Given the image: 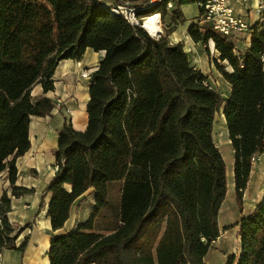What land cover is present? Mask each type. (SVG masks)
<instances>
[{"label": "trees", "instance_id": "1", "mask_svg": "<svg viewBox=\"0 0 264 264\" xmlns=\"http://www.w3.org/2000/svg\"><path fill=\"white\" fill-rule=\"evenodd\" d=\"M169 2L175 4L171 24L178 26L185 23L181 7L198 0H165L143 15L166 17ZM189 37L215 45L214 65L231 87L227 99L191 66L182 44L152 39L113 15L104 1L0 0V176L7 173L13 198L34 194L16 186V164L31 149L32 118L55 108L45 97L34 102L32 90L53 92L61 62L79 63L88 50L105 52L90 76L87 130L68 126L59 133L56 173L45 191L54 234L49 264H207L229 190L213 136L221 110L234 154L235 198L243 210L253 163L264 154V14L242 52L210 28L192 26ZM90 191L88 220L60 233L75 203ZM9 213L5 194L0 254L24 255L30 238L18 241L28 228L14 227ZM236 228L240 254L227 264H264V198L253 215L228 230Z\"/></svg>", "mask_w": 264, "mask_h": 264}, {"label": "crops", "instance_id": "2", "mask_svg": "<svg viewBox=\"0 0 264 264\" xmlns=\"http://www.w3.org/2000/svg\"><path fill=\"white\" fill-rule=\"evenodd\" d=\"M103 1L108 5L113 3L111 0ZM194 7L196 6L189 5L181 7L180 10L185 23L183 25L172 26L166 38H168L172 44H182L188 55L191 66L197 71H200L208 79L209 84H211V82L221 84L225 91L223 97L227 99L230 95L231 87L223 80L220 72L214 65V61L219 58V54L215 50V45L212 42H210L208 46L195 44L189 37V31L192 26L196 25V20L199 16L197 8ZM254 7L255 2H252L242 10L243 15L250 21L253 20ZM235 45L240 52L248 49L250 47V37L243 36ZM100 54L101 52L95 53L92 50H88L83 60L79 63L73 61L61 62L53 77L55 87L53 92L44 94L41 86H37L32 90L31 97L34 102L45 97L51 100L55 105V108L49 116L45 118H32L29 134L31 149L24 157L20 158L16 164L18 170L16 186L33 191L34 194L18 199L13 198L10 184L7 180V173L0 176V200L5 194L11 200V213L8 215L10 223L14 227H27V230L31 232V236L39 237L45 235L48 238L45 243L46 255L54 234L51 231L50 220L47 218L51 195L45 193V191L56 173L54 153L58 149L60 140L59 133L64 127L68 126H71L76 132L83 133L87 130V106L90 100V84L89 86H85L81 82V77L84 76L88 82L90 81L89 78L94 73L92 71L98 69L101 63L98 58ZM70 62L74 63L73 68L69 67ZM223 67L226 72L232 73V69L227 63H224ZM220 112L221 124L225 126L227 131L223 110ZM217 147L219 148L218 145ZM263 156L264 154L258 158L260 159V157ZM252 176L254 177V192L248 193ZM249 185L244 194L243 210L240 211L237 207L240 212L237 220H231V214H227V212L224 213L223 204L219 215L220 238L212 244L205 259L207 264H214V261L219 259L222 264H226L229 257L239 256L240 239L238 237V229H228L238 224L242 218L253 215L257 207L263 201L264 184L261 176H254V165ZM87 197H90L93 207L94 192L90 191L75 203L71 212V218L60 233H69L82 223L80 214L75 213L74 215V211H80V208L83 207L81 203ZM247 204L249 207L246 206ZM230 233V237L225 239V236ZM232 239L234 242L236 239V246H234V242L232 243ZM22 257L23 255L18 252L3 251L0 254V262L1 264H26ZM46 263L49 264L48 258Z\"/></svg>", "mask_w": 264, "mask_h": 264}, {"label": "built area", "instance_id": "3", "mask_svg": "<svg viewBox=\"0 0 264 264\" xmlns=\"http://www.w3.org/2000/svg\"><path fill=\"white\" fill-rule=\"evenodd\" d=\"M164 1L121 0L109 7L113 15L122 17L131 27H140L149 37L158 40L166 37L164 32H168L165 17L162 14L146 16L143 13ZM252 2H255V7L253 20L250 21L243 15L242 10ZM195 6L199 12L196 20L198 28H210L235 43L243 36L250 37L252 27L262 20L264 14V0H198ZM174 8L175 4L169 2L166 11L169 14Z\"/></svg>", "mask_w": 264, "mask_h": 264}, {"label": "rangeland", "instance_id": "4", "mask_svg": "<svg viewBox=\"0 0 264 264\" xmlns=\"http://www.w3.org/2000/svg\"><path fill=\"white\" fill-rule=\"evenodd\" d=\"M196 8V7H194ZM164 22L166 26L172 27L173 24H171V16L168 14L164 18ZM168 34V32H167ZM81 79H85L84 76L81 77ZM215 81V80H214ZM90 83V81H89ZM211 87L219 92L221 95H225V91L223 89V86L221 84H218L217 82H211ZM214 139L217 145L219 146V151L223 156V159L225 161V164L227 166V174H228V194L227 199L224 203V213L227 212V214H231V220H237L238 216L240 215V212L238 211V206L235 198V191H234V181H233V170H234V154L231 147V144L229 143V137L228 133L226 131V128L223 124H221V112L218 114L217 123L215 126V133H214ZM254 165V176L259 175L261 176L262 182L264 184V156L257 158ZM254 186V177L252 176L251 182L248 188V193H252ZM83 207L80 208V211L75 212L80 214L81 222H86L92 212V205H91V199L90 197H87L83 200L81 203ZM247 207L248 204L246 205ZM247 209V208H246ZM248 210V209H247ZM223 223V218H222ZM17 229H22L24 227H16ZM99 228H103V225L100 224ZM67 231V230H66ZM102 234V233H101ZM231 233L225 236V239H228L230 237ZM29 236L30 240L28 242L27 249L22 257L23 260H25L26 264H47V255L45 251V243L47 241V237L45 235H41L39 237L37 236H31V232L29 230H26L21 238L18 241V246L21 244V242L24 240L25 237ZM234 240L232 239V243ZM236 242V239H235ZM233 243L234 246H236V243ZM236 254V253H235ZM228 261V260H227ZM228 262H226L227 264ZM214 264H222V262L219 260H215Z\"/></svg>", "mask_w": 264, "mask_h": 264}, {"label": "bare ground", "instance_id": "5", "mask_svg": "<svg viewBox=\"0 0 264 264\" xmlns=\"http://www.w3.org/2000/svg\"><path fill=\"white\" fill-rule=\"evenodd\" d=\"M164 34H165V36H167V33H166V32H164ZM98 58H99V61L102 62V61L104 60V58H105V52H101V54L98 56ZM69 67L73 68V67H74V63L70 62V63H69ZM96 71H97V69L94 70V71H92V72H96ZM81 82H82L85 86H89V84H90V83L88 82L87 79H82ZM90 86H91V85H90Z\"/></svg>", "mask_w": 264, "mask_h": 264}]
</instances>
